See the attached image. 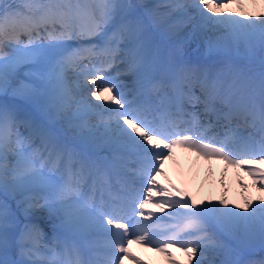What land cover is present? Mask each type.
Listing matches in <instances>:
<instances>
[{"label": "snow or ice", "instance_id": "6c2138e0", "mask_svg": "<svg viewBox=\"0 0 264 264\" xmlns=\"http://www.w3.org/2000/svg\"><path fill=\"white\" fill-rule=\"evenodd\" d=\"M252 5L0 0V264H147L133 242L169 264L174 245L187 264H264V0ZM197 41L201 61L185 55ZM177 147L246 169L261 194L197 200L162 183ZM150 207L182 227L156 239Z\"/></svg>", "mask_w": 264, "mask_h": 264}, {"label": "bare ground", "instance_id": "6f19581e", "mask_svg": "<svg viewBox=\"0 0 264 264\" xmlns=\"http://www.w3.org/2000/svg\"><path fill=\"white\" fill-rule=\"evenodd\" d=\"M134 2L152 3L155 2V0H134ZM244 3L247 6L248 11L261 10L258 7H253L252 0H244ZM21 39H26V37H21ZM193 48L201 52H207L205 44L200 41L191 43L185 47V49H191V51H194ZM3 51L9 52L10 49L5 48ZM69 75L71 80L77 79V77H75L73 74L70 73ZM79 79L82 82L83 78L81 77ZM189 161L190 160H188L186 156L174 153V156L164 163V174H168L171 176V180L169 182L176 184L178 187L184 189L187 193H190L191 196H194L197 200L211 199L214 201H218L219 198L226 194L229 200L235 203H242L244 194L250 195L252 197L261 194L258 191L257 187L252 186L253 178L248 175L246 169H236L235 167L226 168L225 162L221 159H217V161L213 162H192V164L189 163ZM241 180L249 185L248 189L245 190L242 187L240 183ZM142 248L146 249L143 246ZM180 248L181 247H172L171 249L177 251L184 257L181 258V260L187 261L188 257L182 251H180ZM255 250L264 258V251H261L259 248ZM252 258L256 259L253 256ZM161 263L169 264L165 260H162Z\"/></svg>", "mask_w": 264, "mask_h": 264}]
</instances>
